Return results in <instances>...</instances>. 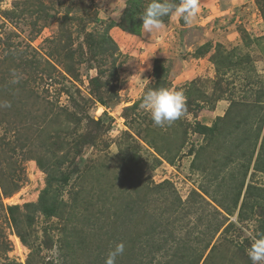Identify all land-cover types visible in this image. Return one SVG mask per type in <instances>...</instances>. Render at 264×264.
<instances>
[{
  "label": "rangeland",
  "instance_id": "374dc122",
  "mask_svg": "<svg viewBox=\"0 0 264 264\" xmlns=\"http://www.w3.org/2000/svg\"><path fill=\"white\" fill-rule=\"evenodd\" d=\"M131 1L0 0V264H105L119 242L116 264H251L264 0H198L152 34ZM156 88L186 98L171 125L140 107Z\"/></svg>",
  "mask_w": 264,
  "mask_h": 264
},
{
  "label": "clouds",
  "instance_id": "9594fccd",
  "mask_svg": "<svg viewBox=\"0 0 264 264\" xmlns=\"http://www.w3.org/2000/svg\"><path fill=\"white\" fill-rule=\"evenodd\" d=\"M198 0H149L142 18L145 33L152 34L163 27L162 18L176 15L186 24L196 17ZM15 75V72L13 73ZM18 82L13 80V83ZM2 107H10V102H3ZM140 107L148 112L155 125H171L186 111V98L181 91L156 88L146 91L141 98ZM125 251L123 242L116 243L109 251L105 264H116L117 258ZM251 264H264V234L252 237L251 247L247 251Z\"/></svg>",
  "mask_w": 264,
  "mask_h": 264
},
{
  "label": "trees",
  "instance_id": "16d2710c",
  "mask_svg": "<svg viewBox=\"0 0 264 264\" xmlns=\"http://www.w3.org/2000/svg\"><path fill=\"white\" fill-rule=\"evenodd\" d=\"M131 4H133L134 6H136V5L138 6V5H139V0H134V1L132 0V1H131ZM239 196H240V194H239ZM43 210H44V212L47 213V215H49L50 213H52V212L54 211V207H53V206H44ZM224 230H228V228L225 227ZM22 239H23V238H22ZM208 247H210L209 242L207 243L206 248H208ZM214 247H215V245H213V246L210 248V251H209V253L206 255V258L209 256V254L211 253V251L214 250ZM202 257H203V255H201V256H194L193 261L196 260V261H197V264H198L199 261L202 259Z\"/></svg>",
  "mask_w": 264,
  "mask_h": 264
}]
</instances>
